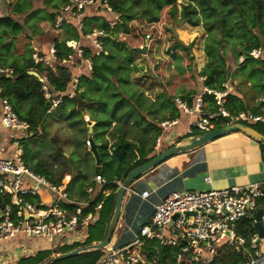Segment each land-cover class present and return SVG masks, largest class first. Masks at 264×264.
<instances>
[{
  "label": "built area",
  "instance_id": "obj_1",
  "mask_svg": "<svg viewBox=\"0 0 264 264\" xmlns=\"http://www.w3.org/2000/svg\"><path fill=\"white\" fill-rule=\"evenodd\" d=\"M4 2L0 0V14L6 11ZM85 14L102 17L109 26L117 23L119 15L113 11L109 0H66L62 5L55 26L59 27L70 17L67 21L75 25L78 39H69L66 44L83 58L84 66L90 70L91 59L83 57L80 40L90 42L92 53L97 55L103 49L100 37L105 32L99 28L84 32L82 17ZM145 36L149 40L150 34ZM245 55L262 61L264 67V49L261 46L252 47L241 59L244 60ZM31 56L34 63L51 67L56 59L54 43L48 46L45 54L34 48ZM0 71L6 75L12 72L10 68H0ZM80 74L78 72L72 77L70 86L63 92H56L46 76L38 74L43 98L49 104L48 112L61 102L63 96L74 94ZM199 79L204 82L205 76L200 75ZM226 88V85L221 90L204 86L192 105L179 97L173 98L176 107L188 117L187 129L181 132L182 135H199L226 123H264V107L257 111L238 110L233 113L227 110ZM206 94L212 95L218 106L216 110L202 109ZM0 109L3 128L29 132L28 123L17 116L4 97H0ZM179 124L177 117L159 121V127L165 134L175 130ZM160 141L161 135L156 138V144ZM85 143L90 147L91 140L87 138ZM23 155L20 133L12 136L9 145L0 143V264H16L24 254L27 242L35 237H42L50 243H57L60 239V247L84 241L86 227L100 221L99 212L111 191L105 178L97 173L92 177L94 185L86 188L88 198L77 200L67 191L68 173L60 182H52L34 172L25 163ZM204 180L210 181L208 176ZM114 182L119 186L121 180ZM147 194L148 191L141 192L143 197ZM263 198L264 178L228 188L171 191L154 205L148 221L131 241L116 247L107 244L97 257L81 264H158V253H148V248L156 250V245L172 248L175 264H211L222 246L239 251L244 258L243 264H264V250L257 229L250 235L242 232L245 218H250L255 226L250 214L258 209ZM261 209L264 227V205ZM151 242L156 244L150 245Z\"/></svg>",
  "mask_w": 264,
  "mask_h": 264
},
{
  "label": "rangeland",
  "instance_id": "obj_2",
  "mask_svg": "<svg viewBox=\"0 0 264 264\" xmlns=\"http://www.w3.org/2000/svg\"><path fill=\"white\" fill-rule=\"evenodd\" d=\"M5 1V13L23 24V30L14 36L1 35L0 58L6 56L8 51L13 54L29 55L36 48L42 53L54 39L75 37L68 27H56L53 22L54 13L65 3L63 0H29L30 8L19 14L11 11L16 0ZM188 1L175 0L163 6L155 2L146 6L142 2L141 6L131 8L134 18L130 20L125 18L123 25L113 28L110 35L101 41L107 53L95 59L94 63L102 75L97 78L95 84L81 80L76 86L78 95L90 99V102L85 100L88 105L81 110L84 114L94 119L95 114L99 116L102 110L110 109L112 102L123 98L124 110L132 112V116L137 120L144 116L155 126L165 117L173 118L168 114L175 112L174 110L179 115L180 110L172 100L174 97L188 100L190 94L202 89L199 77L202 75L201 71L208 59L209 51L220 59L219 62H225L227 67L223 86H227L230 107L236 109L241 106V110L251 111L264 107L263 64L256 59L246 62L241 59L244 52L255 42L259 41L264 47V0L260 9H248L244 13L234 9L229 30L224 32L217 25L218 20L220 22L219 15L212 13L210 9L203 13L197 8L198 13L193 15L195 23L182 20L180 11L183 4ZM172 5L176 6L175 12ZM69 19L70 17L66 20ZM101 21L99 16H94L87 24L84 23V28L92 31ZM207 27L211 29L208 31ZM147 33L150 34L149 40L145 36ZM89 52L90 55L93 54ZM56 60L52 61V66L57 64ZM60 62L72 72H76V69H71L72 67H84V64H81L84 63L83 58L77 56L75 50L68 59ZM102 102L106 103L105 106L101 105ZM213 103H216L213 97L207 98L203 104L204 109L211 110ZM70 106L71 103H66V107ZM61 113L62 109L56 107L50 111L43 123V136L30 140L25 136L21 139L24 148L26 146L29 149L28 164L38 159L53 162L54 165L52 164L50 168L55 176L68 171V165L62 158H53L56 146L61 148L64 157L71 155L73 158L72 154L78 140L80 143L86 139L83 132H76V127L68 126ZM82 118L85 120L84 116ZM79 119L78 115H74V120ZM243 123L251 125L264 135V123L251 121ZM113 124L114 122L111 125ZM139 126L148 127L142 121L139 122ZM39 132L41 133V129ZM144 137L150 138L147 140V147L156 142V139L155 142L152 140L153 130L147 131ZM56 139L58 142L54 144L53 141ZM72 195L77 200L81 199L78 195ZM103 227L104 225L100 224L88 227L87 233L90 237L86 238L84 243H90L91 240L93 243L99 238ZM260 239L264 243V236ZM51 245L54 250L69 248V245L60 247V239L57 243L51 242ZM54 255L56 253L48 257ZM65 263V260H62L52 264ZM218 263L215 261L213 264Z\"/></svg>",
  "mask_w": 264,
  "mask_h": 264
},
{
  "label": "trees",
  "instance_id": "obj_3",
  "mask_svg": "<svg viewBox=\"0 0 264 264\" xmlns=\"http://www.w3.org/2000/svg\"><path fill=\"white\" fill-rule=\"evenodd\" d=\"M65 1L66 0H63V3ZM109 2L112 5L113 11L119 15V18L115 25L109 26L102 17H99V20L102 21L99 22L96 27L103 29L105 32V35L100 37L102 42L110 35L113 28L123 25V20L125 18L128 20L134 18V13L131 8L135 6H141L142 2H144L143 4H146V6L154 2L157 5L162 4L161 6H163L169 5L171 2H175V0H109ZM5 3L6 1L4 4ZM7 4H9V2H7ZM61 7L54 13L55 16L53 18V22H55L57 16L60 14ZM261 7L262 0H189L183 4L180 11V18L187 21L188 23H195L193 15L198 13L197 8H199L203 13H206V11L210 9L212 13L215 12L219 15L220 22L218 20L217 25L224 32L229 30L234 9H237L240 13H244V11H247L248 9L256 10L260 9ZM28 8H30L29 0H16L12 5L11 11L13 13L19 14ZM172 9L174 12L177 10L175 5H172ZM93 17L94 16H91L90 14H85L82 19L83 22L87 24ZM59 27H68L69 30L74 33L75 37L67 36L63 40H53L57 64L51 67H44L43 63L36 64L33 62L31 56L32 53L29 55H24L13 54L12 52L8 51L6 56H2L0 58V68H10L12 70L11 75H6L4 72L0 71V97L6 98L10 102L17 116L21 120L28 123L29 131H32L31 135H27L29 140L44 135V132H42L43 123L50 112H48L49 104L43 98L40 81L37 77L28 73V70L34 69L39 73V75L44 74L55 91H65L68 88V83L71 79L70 70L66 66L61 65L60 61L68 59V57L73 53V49L67 46L66 41L69 39H77L78 30L72 22L67 20H63ZM210 29V27H207L208 31ZM22 30L23 24L13 20L5 12L0 14V39L2 34L14 36L20 33ZM88 31L90 30L84 28V32ZM257 46H261L264 49L262 44L257 41L253 44V46L249 47L246 52H244V54H246L247 51H249L252 47ZM82 48L83 55H89L88 57L91 59V69L89 70V75L80 74L78 77L77 86L81 80H85V82L91 84H95L97 82V78L102 75V72L98 68L97 64L94 63V60L107 53L104 45L102 51L97 55H90V52L87 48ZM208 54V59L203 67V70L201 71V74L205 76L203 86L221 90L224 87L223 82L225 81L227 67L225 62H219L220 59H218V57L213 55L210 51ZM250 60L255 59L248 57L244 61L246 62ZM77 90L78 88L76 87L74 94L70 97L63 96L61 102L56 106V109H62L61 116L68 122V126L76 127V132H83L86 135V139H90L91 144L95 145L97 149L99 165H96L95 158L89 150V146L85 145L86 139L80 141V143L78 140L72 154L73 158L71 155L64 157L62 155L61 148L57 146L54 150L53 158L60 157L68 165V170L71 172V177L67 186V190L70 196L74 194L78 195L80 198H88L86 188L89 185H94V182H92L91 178L95 174L99 173L108 182L111 190L109 196L111 199H113L115 191L118 188V185L114 181L122 180L133 167L143 163L145 161L146 155L152 150L151 147L153 143L150 145V147H147V140L150 138L148 137L146 139L144 134H146V132L149 130H153L154 138H152V140H154L157 138V135H159V128L157 123L155 126L153 122L146 120L144 116H140L139 120H137L134 116H132V112L128 111L127 109H123L125 105L124 99L119 98V100L111 103L109 110H102V114H99V116L95 114L92 132L89 133L87 121L83 120L82 117L84 116V113L81 110L88 105L87 103L90 102V99L84 98V96L81 94L78 95ZM229 97L230 96H227L225 108L231 113L241 110V106L236 107V109H232L230 107L228 100ZM207 98H212V95L206 94L204 96V100H207ZM92 102L93 101H91V103ZM66 103H71L72 106L66 107ZM105 104V102H102L101 105L105 106ZM217 107L218 106L213 103L211 110H208H216ZM174 111L175 112L168 114V116L174 117L178 115L177 111ZM74 115H78V118L80 119L74 120ZM141 121L144 122L148 127L144 128L139 126V122ZM113 122L114 124L111 125ZM82 123H84L83 126ZM131 127L141 128L140 130H136L132 129ZM40 129L41 133L39 132ZM57 142V139L53 141L54 144ZM81 145H84V147ZM28 153L29 149L25 146L23 159L34 172L45 176L52 182H60L62 174L55 176L52 173V169L50 168L52 164L54 165L53 162L49 163L46 160L38 159L33 163L28 164ZM262 200H264V198ZM1 203L2 202L0 201V204ZM243 226L244 230H242V232L247 235H250L256 230V227L250 218L244 219ZM155 244L156 243L154 242L150 243V245ZM68 249L69 248L61 251L64 252ZM152 251L153 249L149 247L148 253L152 254ZM96 252L98 254V251ZM159 254V264H175L172 248L159 246ZM47 257V251L40 250L36 251L34 254L21 257L16 262V264H41L47 259ZM81 257L82 256L80 255L64 259L66 261L65 264H81L84 261V258L82 259ZM215 261L219 262L218 264H243L244 258L242 257L241 253L234 248L222 246L218 250L211 264H213Z\"/></svg>",
  "mask_w": 264,
  "mask_h": 264
},
{
  "label": "crops",
  "instance_id": "obj_4",
  "mask_svg": "<svg viewBox=\"0 0 264 264\" xmlns=\"http://www.w3.org/2000/svg\"><path fill=\"white\" fill-rule=\"evenodd\" d=\"M80 43L84 48H87L91 52L93 51L90 42L87 40H85V42L84 40H80ZM47 50L48 48L42 50V53L45 54ZM81 67L71 68L76 69V72H72L69 68L71 72V79L78 72L81 74L89 73V69H87L85 66L83 69H81ZM71 79L68 83V86H70ZM201 86L204 87L203 81H201ZM201 90L199 89L196 93L190 94L188 100L183 97L182 100L186 101L189 105H192L195 101V96ZM204 103H206V100H204ZM202 109L205 111L204 107H202ZM207 111L209 110L207 109ZM178 113L179 115H176L175 117L180 119V124L175 128V130H169L165 134V132L160 129L159 122L157 123L159 128L158 134L161 135V141L159 144H156L155 142L152 145V150L146 155L145 161L162 150L174 144L182 143L187 137L192 136L190 134H181V132H184L187 129L188 117L181 111ZM84 117L87 121L88 132L91 133L94 119H91L88 114H84ZM19 133L22 139L27 135H31L32 131L25 133L16 130L5 129L1 126L0 122V143L9 145L12 136L19 135ZM65 173L69 174L70 180L71 172L69 173L68 170ZM65 173H62V177ZM207 176L210 179L209 182L204 180V178ZM263 178L264 144L241 131H230L219 135L195 148L175 153L133 179L125 188L121 201L119 216L114 224L108 246L116 247L131 241L138 233L139 228L148 221L153 211L154 205L171 191L186 189L204 190L208 188H228L233 185H244L249 182L258 181ZM143 191H148V194L144 197L141 196V192ZM70 197L76 198L73 195ZM113 205L114 197L111 199L108 195L103 202L101 211L99 212L100 221L90 224L86 227L87 229L88 227L94 226L96 224L104 225L102 235L93 242H98L103 238L107 224L113 213ZM258 205V209L262 208L264 205V200H260ZM85 233L87 234L86 238L90 237L88 236L87 231ZM84 242L85 240L80 243L76 242L69 244L68 250L92 243V241L87 244ZM260 244L261 248H263L264 243L261 241V239ZM156 248V250L152 248L153 251L151 255H153L155 252L158 253L157 263L159 264V246L156 245ZM25 249L26 250L24 254L20 256L19 259L23 256L34 254L36 251L40 250L48 251V256L62 252L59 249L54 250L51 243L46 242L42 237H35L29 240L25 245ZM96 251H98V254ZM101 252L102 248L91 250L89 252H81L76 256H83L85 261L90 258L97 257Z\"/></svg>",
  "mask_w": 264,
  "mask_h": 264
},
{
  "label": "water",
  "instance_id": "obj_5",
  "mask_svg": "<svg viewBox=\"0 0 264 264\" xmlns=\"http://www.w3.org/2000/svg\"><path fill=\"white\" fill-rule=\"evenodd\" d=\"M248 57H249L248 55H245L244 60L247 59ZM28 73L34 75L35 77H38V74L37 72H35V70H28ZM230 131L244 132L248 136L264 144V135L261 134L257 129H255L249 124H245L242 122H233V123H226L221 126L215 127L214 129L209 130L199 135L189 136L186 138L184 142L174 144L162 150L161 152L155 154L154 156H152L145 162L141 163L140 165L133 167L126 174V176L121 180V183L118 186L115 192V196H114L113 213L107 224L105 234L101 240H99L98 242H93L91 244L73 248L71 250L60 252L52 257L47 258L41 264H52L54 262L61 261L66 258L74 257L81 252H89L91 250H96V249L105 247L110 242L114 224L119 216L121 201H122L125 188L130 184V182L133 179H135L136 177H138L139 175H141L142 173H144L151 167L157 165L158 163H160L161 161H163L164 159H166L167 157L175 153L190 150L219 135H222ZM89 150L93 154L96 164L99 165V159H98L97 149L95 145L91 144ZM262 215H263V210L261 208L257 209L254 213L250 214V217H253L255 220V227L261 237L264 236V227L262 226V222H261Z\"/></svg>",
  "mask_w": 264,
  "mask_h": 264
}]
</instances>
